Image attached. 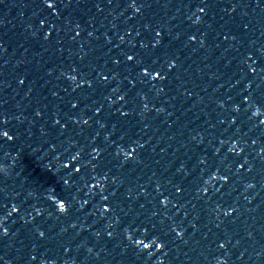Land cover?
Segmentation results:
<instances>
[{"label":"water","instance_id":"obj_1","mask_svg":"<svg viewBox=\"0 0 264 264\" xmlns=\"http://www.w3.org/2000/svg\"><path fill=\"white\" fill-rule=\"evenodd\" d=\"M32 264H264V0H59Z\"/></svg>","mask_w":264,"mask_h":264},{"label":"snow or ice","instance_id":"obj_2","mask_svg":"<svg viewBox=\"0 0 264 264\" xmlns=\"http://www.w3.org/2000/svg\"><path fill=\"white\" fill-rule=\"evenodd\" d=\"M45 2H47V0H45ZM49 8H51L52 7V4L51 3H48V5H47ZM201 11H202V9H201ZM129 59H131V57H129ZM148 73L147 72H145V75H147ZM86 123V122H85ZM6 234V233H5ZM41 235H43V233H41Z\"/></svg>","mask_w":264,"mask_h":264}]
</instances>
